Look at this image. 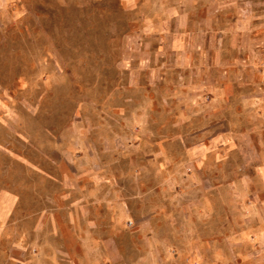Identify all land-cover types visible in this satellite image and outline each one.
Here are the masks:
<instances>
[{"label": "rangeland", "instance_id": "obj_1", "mask_svg": "<svg viewBox=\"0 0 264 264\" xmlns=\"http://www.w3.org/2000/svg\"><path fill=\"white\" fill-rule=\"evenodd\" d=\"M0 264H264V0H0Z\"/></svg>", "mask_w": 264, "mask_h": 264}]
</instances>
